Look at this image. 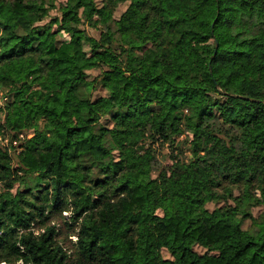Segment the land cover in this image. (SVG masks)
Here are the masks:
<instances>
[{"label":"trees","instance_id":"1","mask_svg":"<svg viewBox=\"0 0 264 264\" xmlns=\"http://www.w3.org/2000/svg\"><path fill=\"white\" fill-rule=\"evenodd\" d=\"M54 7L0 0V263L264 264V0ZM182 133L189 158L158 169Z\"/></svg>","mask_w":264,"mask_h":264},{"label":"rangeland","instance_id":"2","mask_svg":"<svg viewBox=\"0 0 264 264\" xmlns=\"http://www.w3.org/2000/svg\"><path fill=\"white\" fill-rule=\"evenodd\" d=\"M65 2H66V0H55V7L53 9H51L50 16L51 17L59 16L60 12H62V10L65 8ZM125 8H126L125 4L120 5L118 7V10H117L115 16L120 14ZM87 32L90 35H96L97 36V32H95L94 29H88L87 28ZM59 37L67 38V35L61 33L59 35ZM86 52H87V49L85 48L84 53H86ZM258 53L260 55L261 62L264 63V43L260 47ZM97 73H98V70H93V72H90V75L94 76ZM103 94H104V92L100 88H98L97 90L94 91V96H101ZM7 99H9V96L7 97L5 90L0 89V106H4V103L6 102ZM22 120H23L24 124L28 123V117H26L25 115L22 117ZM77 123H78L77 120H75L73 122V125L76 126ZM11 134L12 133H7V136H0V145H2L3 147L4 146L9 147V145H10L9 142L11 140ZM25 135H26V137H32V135H33L32 130L27 129L26 132H22L21 134H19V138L21 139ZM187 137L188 136L186 133H182L181 135L174 138L173 145H170L169 143H162L160 141H157L152 146V148L154 149L155 154H156V159L158 162L156 165H157L158 169L164 168V167L167 168V167L171 166L173 159H174L173 158L174 156H177V158H179V159H188L189 158L190 153H189L188 145H187ZM6 143H7V145H6ZM20 143L21 142L18 141L17 139L13 140L12 145L15 147V149L14 150L9 149L10 150L9 155L11 157V163L13 166L16 165L18 158L21 154ZM18 185H19V183L15 182L14 188L9 190L8 193L10 195H14ZM1 189H2V185L0 184V191H1ZM256 195L258 196L259 201H258V205L256 207L252 208V213L254 216H257L263 208V205H264V189L257 188L256 189ZM223 204H224L223 201H221L220 203L210 202L206 206L209 210H212L215 207H217L218 205H223ZM69 217H70V212L63 211L61 215H56V216L50 217L51 220L48 222V225L49 226L54 225V227L56 228V231H58V234H59L57 236L58 243H60L69 252H72L74 242L76 240V236L74 233L75 227L73 225L71 227H67L66 225H64L65 222L68 224ZM249 224H250L249 220L244 221L245 227H248ZM37 226L38 225H36V224L34 225V227H37ZM197 250L203 251V249H201V248H197ZM208 253L214 254L215 253L214 249L210 248L208 250ZM163 254L165 256H167L165 251H163ZM0 264H4V263H0Z\"/></svg>","mask_w":264,"mask_h":264},{"label":"built area","instance_id":"3","mask_svg":"<svg viewBox=\"0 0 264 264\" xmlns=\"http://www.w3.org/2000/svg\"><path fill=\"white\" fill-rule=\"evenodd\" d=\"M6 145H7V143H6ZM8 147V146H7Z\"/></svg>","mask_w":264,"mask_h":264}]
</instances>
